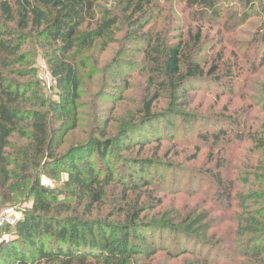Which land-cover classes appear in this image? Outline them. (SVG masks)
Returning a JSON list of instances; mask_svg holds the SVG:
<instances>
[{
  "label": "rangeland",
  "instance_id": "rangeland-1",
  "mask_svg": "<svg viewBox=\"0 0 264 264\" xmlns=\"http://www.w3.org/2000/svg\"><path fill=\"white\" fill-rule=\"evenodd\" d=\"M97 5L99 25L116 22L74 56L81 78L74 104L52 74L55 48L40 40L24 47L34 73L21 80L40 83L26 106L54 111L50 156L83 162L90 155L105 196L98 202L72 192L68 172L45 169L46 157L15 134L0 147V241L15 230L10 219L32 210L38 183L57 197L52 215L112 225L114 244L100 247L106 257L119 250L126 226L139 225L131 229L130 261L90 264H264V251L257 259L242 252L252 237L248 225L264 229V0L252 11L239 0ZM172 47L181 49L176 77L167 72ZM189 63L203 74L183 79ZM96 140L112 143L105 157L90 152ZM135 161L149 166L145 181L135 176ZM131 178L138 181L132 190Z\"/></svg>",
  "mask_w": 264,
  "mask_h": 264
},
{
  "label": "trees",
  "instance_id": "trees-1",
  "mask_svg": "<svg viewBox=\"0 0 264 264\" xmlns=\"http://www.w3.org/2000/svg\"><path fill=\"white\" fill-rule=\"evenodd\" d=\"M239 1L252 11L258 0ZM208 6L213 13L219 12L213 1ZM97 16V0H0V147H9L15 134L30 139L37 153L46 157L43 163L45 169L67 171L69 179L66 185L72 192H80L82 197L92 195L94 201L100 202L105 196V181L90 155L86 154L88 157L83 162L50 156V148L55 142V137L51 135L54 111L26 106L33 101L29 93L40 83L32 79L21 80L34 73L24 47L30 40H40L43 46L55 48L58 61L51 66L52 74L68 104H74L80 97L81 88L74 56L92 46L116 22L108 18L99 25ZM94 23L97 24L94 30L82 31L84 24L90 26ZM181 62L180 47H172L167 60V72L171 77L180 74ZM203 72L199 63H189L183 79H195ZM216 137L220 138L219 135ZM111 146L109 141L96 140L90 152L96 151L105 157ZM2 161L8 159L2 157ZM145 163L135 161L133 164L135 176L140 178V182L146 180L144 176L149 166ZM4 172L1 171V176L7 183L10 177ZM129 180L132 182L133 178ZM129 182L126 187L132 190L138 181H133L132 186ZM33 197L32 210L18 218L10 238L0 241V264H41L61 258L65 264H90L105 258L107 261L112 258L130 261L134 254L129 245L133 236L131 229L138 224L133 223L123 229L118 242L119 250L112 249L106 257L105 249L100 247L104 244L108 249L114 244L110 235L112 225L99 219L93 221L52 215L56 211L57 197L38 183L33 188ZM248 226L252 237L242 252L257 259L264 251V229L251 224ZM141 236L144 240L148 239L146 234L141 233Z\"/></svg>",
  "mask_w": 264,
  "mask_h": 264
},
{
  "label": "built area",
  "instance_id": "built-area-1",
  "mask_svg": "<svg viewBox=\"0 0 264 264\" xmlns=\"http://www.w3.org/2000/svg\"><path fill=\"white\" fill-rule=\"evenodd\" d=\"M17 221H18V218H13V219H10L9 222H10L11 224H13V225H16Z\"/></svg>",
  "mask_w": 264,
  "mask_h": 264
}]
</instances>
